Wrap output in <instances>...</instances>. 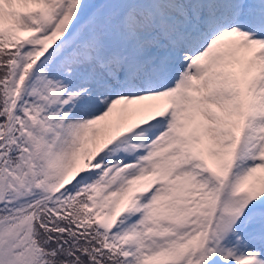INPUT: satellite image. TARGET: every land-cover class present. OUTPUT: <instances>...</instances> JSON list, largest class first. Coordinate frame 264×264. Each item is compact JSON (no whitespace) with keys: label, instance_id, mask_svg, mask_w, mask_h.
Listing matches in <instances>:
<instances>
[{"label":"snow or ice","instance_id":"6c2138e0","mask_svg":"<svg viewBox=\"0 0 264 264\" xmlns=\"http://www.w3.org/2000/svg\"><path fill=\"white\" fill-rule=\"evenodd\" d=\"M0 264H264V0H0Z\"/></svg>","mask_w":264,"mask_h":264}]
</instances>
